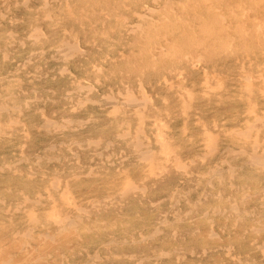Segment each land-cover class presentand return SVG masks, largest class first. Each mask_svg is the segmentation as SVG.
Segmentation results:
<instances>
[{"label": "rangeland", "instance_id": "obj_1", "mask_svg": "<svg viewBox=\"0 0 264 264\" xmlns=\"http://www.w3.org/2000/svg\"><path fill=\"white\" fill-rule=\"evenodd\" d=\"M102 1L0 0V264H264V0Z\"/></svg>", "mask_w": 264, "mask_h": 264}, {"label": "bare ground", "instance_id": "obj_2", "mask_svg": "<svg viewBox=\"0 0 264 264\" xmlns=\"http://www.w3.org/2000/svg\"><path fill=\"white\" fill-rule=\"evenodd\" d=\"M93 1V0H92ZM99 1V0H98ZM104 1V0H103ZM102 1V2H103ZM113 1V0H112ZM204 1V0H203ZM224 1V0H223ZM230 1V0H229ZM232 1V0H231ZM230 1V2H231ZM94 2H95V0H94ZM97 2V1H96ZM108 2V1H107ZM120 2V1H119ZM138 2H139V0H138ZM201 2V1H200ZM205 2V1H204ZM215 2H217V1H215ZM219 2H221V1H219ZM219 2H218V4H219ZM89 3V2H88ZM87 3V4H88ZM104 3H106V1L104 2ZM124 3V2H123ZM127 3V2H126ZM143 3H145V2H143ZM147 3V2H146ZM223 3V2H222ZM86 4V3H85ZM85 4H83V5H85ZM86 4V5H87ZM128 4V3H127ZM142 4V3H141ZM215 4V3H214ZM225 4V3H224ZM223 4V5H224ZM227 4V3H226ZM97 5H98V3H97ZM129 5V7L131 6L130 4H128ZM123 6V5H122ZM75 7H76V5H75ZM91 7V6H90ZM116 7V6H115ZM120 8V7H119ZM132 8V7H131ZM153 8V7H152ZM205 9V8H204ZM204 9H201V10H204ZM70 10V9H69ZM134 10V9H133ZM56 12V11H55ZM126 12V11H125ZM202 13L204 12V11H201ZM206 12V11H205ZM73 14H74V12H73ZM6 15V14H5ZM4 15V16H5ZM72 15V14H71ZM122 15V14H121ZM120 15V16H121ZM186 15V14H185ZM116 17V16H115ZM124 17H126L125 16V14H124ZM151 17V16H150ZM172 18V17H171ZM223 19V18H222ZM221 19V20H222ZM122 20V19H121ZM196 20V19H195ZM119 21V20H118ZM95 23V22H94ZM92 24V23H91ZM117 24V23H116ZM82 26V25H81ZM225 26V25H224ZM87 27V26H86ZM89 27V26H88ZM132 27V26H131ZM140 28V27H139ZM139 28H137V29H139ZM38 30V29H37ZM178 31V30H177ZM10 32V31H9ZM8 32V33H9ZM150 32H152V31H150ZM248 32V31H247ZM36 33V32H35ZM67 33V32H66ZM144 33V32H143ZM169 33V32H168ZM179 34V33H178ZM44 35H45V33H44ZM37 37V36H36ZM69 37H70V35H69ZM146 37V36H145ZM148 37V36H147ZM232 37V36H231ZM45 38V37H44ZM89 38H90V36H89ZM68 40V39H67ZM93 40V39H92ZM228 40V39H227ZM224 44V43H223ZM228 44V43H227ZM231 45V44H230ZM66 47V46H65ZM72 47V46H71ZM114 47V46H113ZM68 48V47H67ZM73 48H74V46H73ZM77 48V47H76ZM75 48V49H76ZM65 50H66V48H64ZM78 49V48H77ZM74 50V49H73ZM57 52V51H56ZM65 53V52H64ZM73 53V52H72ZM7 55V54H6ZM73 56V55H72ZM71 56V57H72ZM120 57V56H119ZM24 62V61H23ZM70 62V61H69ZM195 66V65H194ZM97 67V66H96ZM213 75V74H212ZM210 76V75H209ZM242 77V76H241ZM247 77V85L249 86L248 88L252 91V88H253V84L251 83V77L252 76H246ZM264 79V78H263ZM150 81H151V79H150ZM45 84V83H44ZM219 84V83H218ZM208 85H210V84H208ZM214 85H216V84H214ZM220 86V85H219ZM141 87V86H140ZM222 87H223V85H222ZM247 87V86H246ZM245 87V88H246ZM192 88V87H191ZM214 90V89H213ZM263 90V89H262ZM72 91V90H71ZM198 91V90H197ZM178 93V92H177ZM145 94V93H144ZM135 95V94H134ZM188 96V95H187ZM192 92L190 91L189 92V97L190 98H192ZM145 97V96H144ZM136 98V97H135ZM101 99V98H100ZM108 99V98H107ZM148 99V98H147ZM136 100V99H135ZM97 101V100H96ZM125 101V100H124ZM83 103V102H82ZM105 103V102H104ZM134 103V102H133ZM135 103H137V102H135ZM134 103V104H135ZM144 103V102H143ZM131 104V103H130ZM81 105V104H80ZM127 105V104H126ZM247 105V104H246ZM1 106V108H0V110H3V109H5V107H6V105L5 104H1L0 105ZM129 106V105H128ZM86 107V106H85ZM8 109V108H7ZM136 109V108H135ZM253 110V109H252ZM137 111V110H136ZM139 111V110H138ZM183 112H185V111H183ZM142 113V112H141ZM249 113V112H248ZM135 115V114H134ZM137 115V114H136ZM151 116V115H150ZM257 117V119H255V121L256 122H262V123H264V116L263 117H259V116H256ZM78 118V117H77ZM72 120H73V118H72ZM214 120V119H213ZM81 121V120H80ZM254 121V122H255ZM177 122V121H176ZM14 123V122H13ZM71 123V122H70ZM81 123H82V121H81ZM48 126H51L52 125V122H48V123H46ZM141 124V123H140ZM140 124H138V125H140ZM242 124V123H241ZM56 125V124H55ZM63 125V124H62ZM163 125V124H162ZM214 126V125H213ZM40 127V126H39ZM64 127V126H63ZM138 127V126H137ZM232 127V126H231ZM262 127V126H261ZM237 128H238V126H237ZM250 130H248V129H246L245 131H243V129L241 130H235V131H237V133L239 134V135H243V136H245V137H247L248 138V136H251V128H253V126L252 125H250ZM141 130H143V129H141ZM140 130V131H141ZM264 130V127L263 128H261L260 130H258V131H256L255 133H256V136H254V137H252L251 136V139L249 140V141H251L253 138V147L254 148H258V146L261 144L260 143V141H261V139H260V136H261V133L262 132H260V131H263ZM137 131V130H136ZM164 131V130H163ZM219 131H221V130H219ZM129 132V131H128ZM225 132V131H224ZM218 133V132H217ZM223 133V132H222ZM121 134V133H120ZM219 135V134H218ZM136 136H138V135H136ZM145 136V135H144ZM120 137H121V135H120ZM146 137V136H145ZM150 137V136H149ZM216 137V136H215ZM138 138H139V136H138ZM137 138V139H138ZM162 138V137H161ZM163 139V138H162ZM210 139V138H209ZM215 139V138H214ZM239 139V138H238ZM216 140V139H215ZM240 140V139H239ZM137 142V141H136ZM206 142H208V141H206ZM263 142H264V139H263ZM62 143H64V141L62 142ZM210 143V142H209ZM138 144H139V142H138ZM208 144V143H207ZM264 144V143H263ZM60 145V144H59ZM90 145V144H89ZM134 145V144H133ZM106 146V145H105ZM148 146V145H147ZM135 147V146H134ZM161 147H163V146H161ZM215 148H213V150H214ZM112 150V149H111ZM145 150V149H144ZM149 150V149H148ZM167 151L169 150V148L167 147V149H166ZM209 150V149H208ZM212 150V149H211ZM241 150V149H240ZM263 151H264V149H263ZM165 152V151H164ZM169 152V151H168ZM166 154H167V152H165ZM210 153V152H209ZM230 153V152H229ZM242 153V152H241ZM244 153H245V151H244ZM144 154V153H143ZM150 154V153H149ZM239 154V153H238ZM76 155V154H75ZM151 155V154H150ZM245 155V154H244ZM205 156V155H204ZM250 156V155H249ZM248 156V157H249ZM96 157V156H95ZM251 159H252V161H254V162H256V163H259V164H261L263 167H264V154L262 153V155L259 157V158H257V156L255 157V155H253L252 157H251ZM152 160V159H151ZM21 161V160H20ZM248 161H250V160H248ZM178 164V163H177ZM181 164V163H180ZM159 166V165H158ZM159 169H161V168H159ZM177 169V168H176ZM180 169V168H179ZM21 170V169H20ZM16 171H17V169H16ZM91 171V170H90ZM150 171H151V169H150ZM149 171V172H150ZM260 171H262L261 169H260ZM213 175V174H212ZM54 177V176H53ZM232 177V176H231ZM219 179V178H218ZM221 180V179H220ZM55 182H57V181H55ZM209 182V181H208ZM61 183V182H60ZM231 183V182H230ZM5 184V183H4ZM63 184V183H62ZM57 185V184H56ZM67 185V184H66ZM127 187L126 188H129V189H132V188H136V186L134 185V184H132V182H129V183H127V185H126ZM57 187V186H56ZM10 191V190H9ZM179 192V191H178ZM15 193V192H14ZM21 193V192H20ZM26 193V192H25ZM123 193V192H122ZM239 193V192H238ZM45 194V193H44ZM51 196V195H50ZM64 197L68 200L69 199V194L68 193H64ZM26 198V197H25ZM106 198V197H105ZM110 198V197H109ZM73 199V198H72ZM32 201V200H31ZM45 201V200H44ZM74 201H75V199H74ZM72 202H73V200H72ZM69 204V203H68ZM35 206V205H34ZM54 207V206H53ZM161 207V206H160ZM55 208V207H54ZM234 208V207H233ZM15 209V208H14ZM80 209H81V207H80ZM79 209V210H80ZM83 209V208H82ZM235 210H236V212H238L239 213V210H238V208H236V206H235ZM15 211V210H14ZM225 211V210H224ZM34 212V211H33ZM83 212V211H82ZM85 212H86V210H85ZM220 212V211H219ZM26 213V212H25ZM28 215H30V213L28 214ZM52 217H59L58 216V214H57V211L56 210H54V215L52 216ZM165 218V217H164ZM72 219V218H71ZM10 220V219H9ZM35 221H37V220H35ZM70 225H75L74 223H72L71 221H69L68 222ZM33 228V227H32ZM63 228H65V226H63ZM61 229V228H60ZM26 232V231H25ZM155 235V234H154ZM212 235H216V234H212ZM218 235V234H217ZM263 247H264V245H263ZM98 249V248H97ZM94 254V253H93ZM98 254V253H97ZM249 264H254V263H252V262H249Z\"/></svg>", "mask_w": 264, "mask_h": 264}]
</instances>
